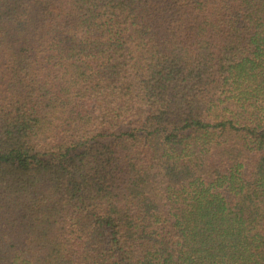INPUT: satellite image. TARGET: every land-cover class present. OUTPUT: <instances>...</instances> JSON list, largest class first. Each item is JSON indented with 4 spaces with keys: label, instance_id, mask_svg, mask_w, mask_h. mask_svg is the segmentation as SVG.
<instances>
[{
    "label": "trees",
    "instance_id": "obj_1",
    "mask_svg": "<svg viewBox=\"0 0 264 264\" xmlns=\"http://www.w3.org/2000/svg\"><path fill=\"white\" fill-rule=\"evenodd\" d=\"M0 264H264V0H0Z\"/></svg>",
    "mask_w": 264,
    "mask_h": 264
}]
</instances>
